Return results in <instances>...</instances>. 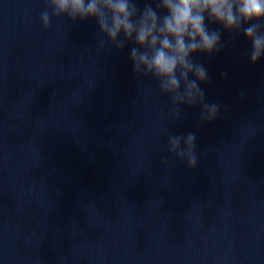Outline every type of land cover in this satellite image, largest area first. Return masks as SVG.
Segmentation results:
<instances>
[{"label": "water", "instance_id": "water-1", "mask_svg": "<svg viewBox=\"0 0 264 264\" xmlns=\"http://www.w3.org/2000/svg\"><path fill=\"white\" fill-rule=\"evenodd\" d=\"M45 8L0 0V264H264V57L210 24L224 47L192 58L219 112L173 122L132 45ZM188 133L194 168L167 152Z\"/></svg>", "mask_w": 264, "mask_h": 264}, {"label": "clouds", "instance_id": "clouds-1", "mask_svg": "<svg viewBox=\"0 0 264 264\" xmlns=\"http://www.w3.org/2000/svg\"><path fill=\"white\" fill-rule=\"evenodd\" d=\"M44 2L40 14L44 29L52 17L73 22L94 19L100 48L107 44L119 51L132 45L133 73L155 81L160 95L170 98L173 122L185 106H199L205 123L215 120L219 112L218 104L205 101L201 87L209 79L207 69L192 58L196 53H219L224 47L221 31L210 29V24L233 35L242 33L251 42L250 64L264 57V0H144L142 8L140 0ZM195 140V133L168 136L169 156L194 168L198 163Z\"/></svg>", "mask_w": 264, "mask_h": 264}]
</instances>
